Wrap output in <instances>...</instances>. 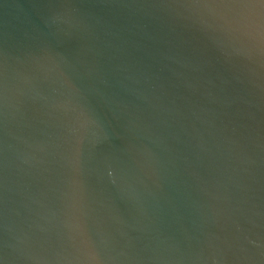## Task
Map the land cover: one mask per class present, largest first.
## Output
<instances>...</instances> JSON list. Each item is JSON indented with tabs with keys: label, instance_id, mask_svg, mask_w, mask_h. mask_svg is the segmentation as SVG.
Returning <instances> with one entry per match:
<instances>
[{
	"label": "water",
	"instance_id": "1",
	"mask_svg": "<svg viewBox=\"0 0 264 264\" xmlns=\"http://www.w3.org/2000/svg\"><path fill=\"white\" fill-rule=\"evenodd\" d=\"M0 264H264V0H0Z\"/></svg>",
	"mask_w": 264,
	"mask_h": 264
}]
</instances>
